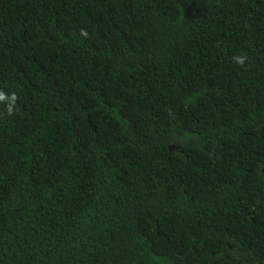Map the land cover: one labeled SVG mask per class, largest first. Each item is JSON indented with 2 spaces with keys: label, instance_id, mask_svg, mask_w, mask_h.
<instances>
[{
  "label": "trees",
  "instance_id": "1",
  "mask_svg": "<svg viewBox=\"0 0 264 264\" xmlns=\"http://www.w3.org/2000/svg\"><path fill=\"white\" fill-rule=\"evenodd\" d=\"M0 92V264H264V0H0Z\"/></svg>",
  "mask_w": 264,
  "mask_h": 264
},
{
  "label": "clouds",
  "instance_id": "2",
  "mask_svg": "<svg viewBox=\"0 0 264 264\" xmlns=\"http://www.w3.org/2000/svg\"><path fill=\"white\" fill-rule=\"evenodd\" d=\"M237 59H238V62H239L240 64H243V63H244V60H245V57L240 56V57H238ZM5 99H7L6 95H5L3 92H0V100H5ZM11 99H12V101H15V96L13 95V96L11 97Z\"/></svg>",
  "mask_w": 264,
  "mask_h": 264
}]
</instances>
